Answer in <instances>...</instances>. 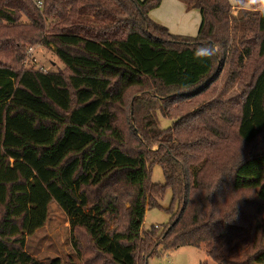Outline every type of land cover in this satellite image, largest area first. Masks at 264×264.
Listing matches in <instances>:
<instances>
[{
  "label": "trees",
  "instance_id": "obj_1",
  "mask_svg": "<svg viewBox=\"0 0 264 264\" xmlns=\"http://www.w3.org/2000/svg\"><path fill=\"white\" fill-rule=\"evenodd\" d=\"M163 1L0 0V56L12 62L0 60V264H63L26 249L52 202L73 237L87 235L94 264H149L160 248L182 247L217 264L261 263L264 150L255 146L264 136V5L178 0L200 15L192 37L150 17ZM36 46L54 51L64 68H25ZM209 46L218 51L203 55ZM252 56L261 63L235 101L210 97L225 75L220 62L243 65ZM141 88L150 94L134 101L143 122L132 148L119 115L128 91ZM173 102L195 108L163 129L160 115L169 118ZM234 140L253 152L234 151ZM154 165L164 184L151 183ZM168 188L177 208L159 236L143 226L148 209L160 207L154 193L162 198Z\"/></svg>",
  "mask_w": 264,
  "mask_h": 264
},
{
  "label": "rangeland",
  "instance_id": "obj_2",
  "mask_svg": "<svg viewBox=\"0 0 264 264\" xmlns=\"http://www.w3.org/2000/svg\"><path fill=\"white\" fill-rule=\"evenodd\" d=\"M180 5H182V3L178 0H164L161 7L150 13V17L159 25L169 29L171 34L196 37L201 24L200 15L197 11H188L185 7V11H182ZM251 50L254 52L253 56H255L256 49L251 46ZM252 57L246 60L243 65H239L232 60L227 62L225 66L220 62L221 65L219 67H221V69L225 68V75L221 76L217 84L211 89L210 97L213 98L217 93L221 92L225 95L227 101L228 99L235 101L242 91V85L245 80L250 79L253 70L261 63V60H258L257 56ZM0 60L12 64L11 60H7L6 57L2 55L0 56ZM25 63V68H41L45 71L57 72L64 68V64L54 51L42 46L33 47L32 50L29 51ZM227 74H230L231 79L233 76V80L235 81H232ZM146 93L147 89L145 88L131 89L128 91L126 95V104L123 106L119 115V127L127 137L128 147L138 148V142L135 139V130H138V125L143 122V118H139L140 116L136 113L134 101ZM203 100L204 99H202V102ZM201 103L198 104L200 105ZM170 104L171 105L168 106L170 117L164 118L160 115L161 127L163 129L174 126L173 122L179 115L185 117L190 109L195 108L194 104L190 106V103L175 104L173 102ZM136 135L140 137L139 133ZM231 146H233L234 151L239 150L241 152L247 149L249 152H253L254 150V146H247L246 148L237 140H234ZM159 148L160 145L157 144L152 147V150L157 151ZM260 149L264 150V136L261 140V144H256L255 152ZM150 172L151 183H165L164 171L160 165H154L152 168H149V173ZM258 176L259 180L257 185L264 180V172L260 171ZM151 199L154 201L158 200L160 207L148 209L143 229L150 231L158 226L159 228L156 231L159 236H162L167 226L174 220V213L177 208L176 203L173 201V194L170 188L166 190L162 198H159L157 192H155ZM125 201L124 210L129 208L128 199ZM260 217L264 218V214ZM85 235L84 231L78 230L73 237L66 213L56 202H52L49 207L48 222L43 228L36 231L34 235L28 237L26 249L34 258L46 263L52 259L60 258L63 264H94L90 261V258H95L96 253L91 246L89 238ZM75 241L79 243L82 255L77 252ZM97 260L99 263L104 262L102 256L100 258L97 257ZM260 261L261 263L259 264H264V256H262ZM149 264L217 263L211 257H208L201 249L195 247H182L169 251H164V249L160 248V256L151 258Z\"/></svg>",
  "mask_w": 264,
  "mask_h": 264
},
{
  "label": "clouds",
  "instance_id": "obj_3",
  "mask_svg": "<svg viewBox=\"0 0 264 264\" xmlns=\"http://www.w3.org/2000/svg\"><path fill=\"white\" fill-rule=\"evenodd\" d=\"M253 2L255 3V2H257V0H253ZM258 2L261 5H264V0H258ZM200 51H201V53L203 55L211 56V55L216 54V52L218 51V49L215 46H209V47H205V48L201 49Z\"/></svg>",
  "mask_w": 264,
  "mask_h": 264
},
{
  "label": "crops",
  "instance_id": "obj_4",
  "mask_svg": "<svg viewBox=\"0 0 264 264\" xmlns=\"http://www.w3.org/2000/svg\"><path fill=\"white\" fill-rule=\"evenodd\" d=\"M232 2H234V0H231ZM181 6V9H182V11H185L184 9L186 8L185 6H183V5H180ZM185 7V8H184Z\"/></svg>",
  "mask_w": 264,
  "mask_h": 264
},
{
  "label": "built area",
  "instance_id": "obj_5",
  "mask_svg": "<svg viewBox=\"0 0 264 264\" xmlns=\"http://www.w3.org/2000/svg\"><path fill=\"white\" fill-rule=\"evenodd\" d=\"M42 6V3L41 2H39V7H41ZM32 50V49H31ZM156 228H159L158 226H156Z\"/></svg>",
  "mask_w": 264,
  "mask_h": 264
}]
</instances>
